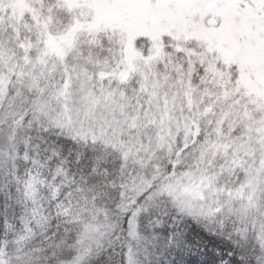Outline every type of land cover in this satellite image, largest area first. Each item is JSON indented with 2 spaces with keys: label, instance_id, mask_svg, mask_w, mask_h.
I'll return each mask as SVG.
<instances>
[{
  "label": "snow or ice",
  "instance_id": "snow-or-ice-1",
  "mask_svg": "<svg viewBox=\"0 0 264 264\" xmlns=\"http://www.w3.org/2000/svg\"><path fill=\"white\" fill-rule=\"evenodd\" d=\"M0 264H264V0H0Z\"/></svg>",
  "mask_w": 264,
  "mask_h": 264
},
{
  "label": "trees",
  "instance_id": "trees-1",
  "mask_svg": "<svg viewBox=\"0 0 264 264\" xmlns=\"http://www.w3.org/2000/svg\"><path fill=\"white\" fill-rule=\"evenodd\" d=\"M215 239L220 244V249H218V251L222 249V251H221L222 255L226 256L229 251H232L233 252L232 259L238 260V256L236 254V251L232 248V246H231V244L229 242L224 241V240H222L219 237H216Z\"/></svg>",
  "mask_w": 264,
  "mask_h": 264
}]
</instances>
